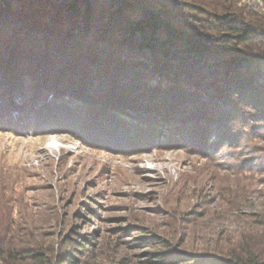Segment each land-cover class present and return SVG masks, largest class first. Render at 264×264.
I'll list each match as a JSON object with an SVG mask.
<instances>
[{"label":"trees","instance_id":"16d2710c","mask_svg":"<svg viewBox=\"0 0 264 264\" xmlns=\"http://www.w3.org/2000/svg\"><path fill=\"white\" fill-rule=\"evenodd\" d=\"M0 114L188 148L229 173L195 211L219 217L211 231L130 223L46 243L2 206L0 264H264V0H0Z\"/></svg>","mask_w":264,"mask_h":264},{"label":"rangeland","instance_id":"374dc122","mask_svg":"<svg viewBox=\"0 0 264 264\" xmlns=\"http://www.w3.org/2000/svg\"><path fill=\"white\" fill-rule=\"evenodd\" d=\"M215 161L188 148L139 147L82 130L32 131L0 114V183H9L0 184V208L8 205L46 243L71 228L96 230L106 240L130 223L178 235L194 225L211 231L219 217L200 219L201 196L213 197L214 175H229ZM255 187L264 191L262 181Z\"/></svg>","mask_w":264,"mask_h":264}]
</instances>
